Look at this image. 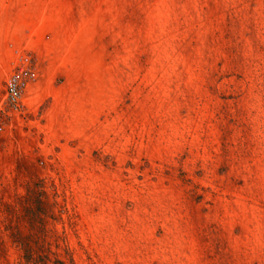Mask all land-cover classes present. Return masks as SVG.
I'll return each instance as SVG.
<instances>
[{"label": "rangeland", "instance_id": "rangeland-1", "mask_svg": "<svg viewBox=\"0 0 264 264\" xmlns=\"http://www.w3.org/2000/svg\"><path fill=\"white\" fill-rule=\"evenodd\" d=\"M0 264H264V0H0Z\"/></svg>", "mask_w": 264, "mask_h": 264}, {"label": "built area", "instance_id": "built-area-1", "mask_svg": "<svg viewBox=\"0 0 264 264\" xmlns=\"http://www.w3.org/2000/svg\"><path fill=\"white\" fill-rule=\"evenodd\" d=\"M26 75V70L23 67H19L9 76L6 82L7 104L16 109L24 105V93L28 85Z\"/></svg>", "mask_w": 264, "mask_h": 264}]
</instances>
